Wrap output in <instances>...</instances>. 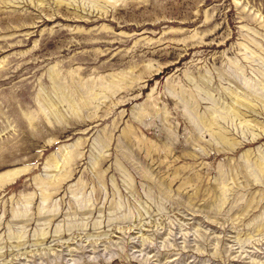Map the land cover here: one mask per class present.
Listing matches in <instances>:
<instances>
[{"label":"rangeland","instance_id":"obj_1","mask_svg":"<svg viewBox=\"0 0 264 264\" xmlns=\"http://www.w3.org/2000/svg\"><path fill=\"white\" fill-rule=\"evenodd\" d=\"M13 171L0 264H264V0H0Z\"/></svg>","mask_w":264,"mask_h":264},{"label":"bare ground","instance_id":"obj_2","mask_svg":"<svg viewBox=\"0 0 264 264\" xmlns=\"http://www.w3.org/2000/svg\"><path fill=\"white\" fill-rule=\"evenodd\" d=\"M16 173V171H13V172H7V173H2V175H0L1 177V179L3 178V177H6V176H9V175H14Z\"/></svg>","mask_w":264,"mask_h":264}]
</instances>
